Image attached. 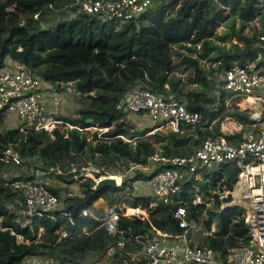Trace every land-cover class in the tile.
<instances>
[{
	"label": "trees",
	"instance_id": "16d2710c",
	"mask_svg": "<svg viewBox=\"0 0 264 264\" xmlns=\"http://www.w3.org/2000/svg\"><path fill=\"white\" fill-rule=\"evenodd\" d=\"M71 2L0 0V68L6 60L20 62L43 82L59 84L60 93L62 84L79 96L81 104L74 118H63L80 129L94 126L108 130L91 135L76 129L55 130L52 135L32 128L21 131L20 125L0 130V264H28L32 258L36 262L42 258L54 264H85L88 255L105 257L106 264H131V253H138L148 239L159 238L157 231L170 235L168 238L185 233L190 239L191 229L195 228L208 232L198 238L196 245L211 248L222 264H227V258L248 246L251 239L242 207L220 209L219 194L232 190L237 179L239 169L234 162L222 165L219 171L201 173L204 186L197 204L193 200L198 182L185 183L170 205L158 200L150 206L147 196L132 198L131 207L141 205L147 218L126 217L118 210V201L110 200L109 204L115 206L111 211L120 213L113 233L97 221L78 217L79 211L94 209L99 199L107 195L109 200L116 191L130 189L132 194L131 182L149 179L162 169L160 165L150 174L136 170L133 177H124L120 186L100 191H95V183L81 176L79 170L66 172L65 168L69 169V160L77 157L84 160L85 166L95 164L123 171L130 166L142 169L150 162L161 164L154 158L188 156L203 140L221 134L225 115L243 129L224 136L241 141L250 124L249 114L239 111L237 105L225 113L229 96L219 85L223 71L235 64L243 67L261 54L258 64L264 66V45L256 37L259 32L250 36L244 33L246 24L260 14L257 0H158L138 18L120 23L117 28L112 20L92 15L59 20L52 27L40 26L51 13L59 11L47 9L49 5L59 9ZM35 14L37 19L33 18ZM221 25L225 29L219 32ZM174 47L186 52L179 53L175 63L171 53ZM201 61L216 67L206 69ZM186 69L192 74L190 83L201 89H182L181 79L174 72ZM137 86L165 99L178 100L189 111L200 113L202 124L194 128L181 125L178 132L156 130L145 136L154 125L146 123L147 127L140 129L137 121L143 122V114L132 116L115 108ZM211 88L213 95L209 96L204 90ZM64 102L68 101L64 98ZM4 118L0 113V123ZM8 148L18 152L25 166L20 179H4L2 175L6 167H18L1 161ZM34 173H47L60 185L66 184L64 188L52 185L50 191L59 195L63 188V207L72 215L73 224L58 217L26 215V223L25 217L20 218L17 211L26 209L15 185L21 180L26 182ZM77 176L81 180L78 191L67 194ZM178 207L186 210L187 228L179 227L174 216Z\"/></svg>",
	"mask_w": 264,
	"mask_h": 264
},
{
	"label": "built area",
	"instance_id": "2783aa9c",
	"mask_svg": "<svg viewBox=\"0 0 264 264\" xmlns=\"http://www.w3.org/2000/svg\"><path fill=\"white\" fill-rule=\"evenodd\" d=\"M157 1L72 0L70 4L59 9L52 5L47 9H66L70 11L71 17L92 15L103 20H112L114 23H124L135 20ZM37 17L38 14H35L34 19ZM256 37L257 41L264 45V31H260ZM219 86L229 99L240 101L237 103L239 111L249 114V130L242 134V140H228L224 135L240 132L220 128L221 134L203 140L188 156L155 158L161 161L162 169L149 179L139 182L155 199L169 205L174 202V196H178L185 183L195 182L202 172L221 169L222 165L234 162L239 169L236 182L232 190L222 191L220 198L230 192L232 200L238 201L235 206L244 209V222L249 228L251 239L248 246L238 250L236 258H227V264H264V66L250 62L243 67H229L223 71ZM62 105L61 93L55 91L52 85L43 82L26 64L9 60L4 62L0 68V113L15 116L21 131L32 128L52 135L55 130L63 129L84 132L108 130V127L91 126L80 129L71 125L60 115ZM115 108L118 112L143 114V122L154 125L153 131L178 132L181 125L194 128L203 122L200 113L189 111L178 100L165 99L140 86L124 95ZM1 161L14 166L21 165L20 155L12 148L4 152ZM28 177L31 179L26 182L19 181L15 186L23 196L24 207L29 215L48 216L52 219L58 217L73 224L72 215L63 207L62 197L50 191L54 182L52 176L47 173H34ZM104 177L115 180L118 178L105 173L92 181L96 183ZM119 178V181H116L117 186L123 182L121 177ZM136 183H131V189H137ZM231 205L226 204V207ZM119 216L120 213L109 211L100 217L93 208H85L78 213V217L99 222L110 233L117 230ZM174 216L178 219L179 227H188L186 210L183 207H178ZM156 233L159 238L148 239L136 256H130L131 264H222L214 250L192 244L185 233L174 235L172 238L159 231ZM64 237L65 235H62L61 238ZM253 245L254 249L251 248ZM35 263L32 258L31 264Z\"/></svg>",
	"mask_w": 264,
	"mask_h": 264
},
{
	"label": "rangeland",
	"instance_id": "374dc122",
	"mask_svg": "<svg viewBox=\"0 0 264 264\" xmlns=\"http://www.w3.org/2000/svg\"><path fill=\"white\" fill-rule=\"evenodd\" d=\"M257 6L260 8V14L254 18L253 20L249 21L245 28H244V33L247 35H252L254 33V31L260 32V31H264V0H257ZM34 18V16H33ZM47 21L46 22H41L40 26L42 28H47V27H52L54 26L59 20H69L71 19V14L69 10H59L58 12H54V14L51 13L50 17H46ZM120 25V23H116L115 24V28H117ZM238 26V20H236V27ZM225 29L224 25H221L217 30L220 32L222 30ZM255 29V30H254ZM235 42V41H233ZM171 53L173 55V62L175 63L177 61V55L179 53H186L183 50L179 49L178 47H174L171 50ZM261 60V54L258 55L257 59L254 61L257 64L259 63V61ZM201 64L207 69L208 67H216V64L209 66L208 63H204L203 61H201ZM259 65V64H258ZM235 66H237L235 64ZM3 67V66H2ZM1 67V68H2ZM176 77H180L181 79V84H182V89L184 91H187L189 89H201L200 86L198 84H194V83H190V77H191V71L189 69L186 70H177L174 72ZM60 87L62 88L61 90V96L62 98L66 99L68 102H64V104L61 106L60 109V115L62 117H70V118H74V116H76V108L78 106H81L80 101H79V96L75 95L74 93H72L68 88H64V86L61 84ZM217 89V85L215 87ZM218 90V89H217ZM206 92L207 95H213V88L211 89H205L204 90ZM215 93V92H214ZM227 109L225 111V113H227L228 111H230L233 108V105H237V103H240L239 100H235V99H229L227 102ZM132 116H136V115H132ZM131 118V116H130ZM64 119V118H63ZM132 119V118H131ZM138 119V118H137ZM137 123L140 125V129L147 127V124L142 122V121H137ZM20 123L17 122V119L15 118V116L13 115H8L5 116L4 121L2 123H0V130H4L8 127H15L18 126ZM221 129H229V130H234V131H238V132H242L243 129V125L238 124L236 121H234V119L228 115H225L223 118V121L221 123L220 126ZM147 129V128H146ZM248 129V125H246V131L247 132ZM87 133H89L90 135L93 133L92 130L89 131H85ZM244 132V133H245ZM153 133H155V131H149L145 133V136L147 135H152ZM165 133V132H164ZM155 160V158H154ZM69 166L70 168L68 169V167L66 166L65 170L67 171H71V172H75L76 170L80 171V175L83 177H88V175L91 176V180H93L94 178L97 179L98 176H101L102 174L108 173L111 175H115L116 177H121L122 180H124V177H128L130 176L133 177L135 175V171L139 170L140 172L144 173V174H150L152 173L157 166H159L160 164L155 163V162H150L148 166L143 167L142 169L137 167V166H130V168H127L123 171L120 170H116L113 169L112 167H102V166H98L95 164H91L89 166H85L84 160L81 157H77L73 160H69ZM73 162V163H71ZM68 163V162H67ZM72 164V165H71ZM25 171V166L24 165H20L18 167H13V166H9L6 167L3 171H2V175L4 177V179H11L13 177H17L20 179L21 177V172ZM215 171H219V169H215ZM53 178V177H52ZM117 178V182L119 181V179ZM75 183L72 185L68 186V190L66 191L67 194H72L74 192H76V190L78 189V186L81 183L80 177H76L74 178ZM54 180V178H53ZM139 181H144V180H138L136 181V185H137V189L133 190L132 189V194H130L131 192H129L128 190L130 189H126V190H122L120 191H116L115 193H113L112 198H110L109 200L106 199L107 195L104 196L103 198L99 199L95 204H94V209L97 210L99 215H106L109 211L114 209V205H110L109 201L110 200H117V208L120 212H122V214L126 217H141V218H147L148 214L147 211L145 209H141V205H138L137 207L133 208L131 207V201L132 198L134 197H138V196H147L150 198V206H154L158 200L155 199L149 192V190L145 189L144 186H142L140 184ZM20 182H24V181H20ZM134 182V181H133ZM131 182V183H133ZM198 182V184L195 186V198H194V203H200V197H201V192H202V186L203 182L201 181V176L199 179L195 180V182H193V185H195ZM206 184L208 182H205ZM62 183L60 185L59 181H55L53 182V185H60V187H66V184ZM131 187V186H130ZM61 188V193L59 194L62 199H64V193L62 191ZM78 191V190H77ZM108 194H110L108 192ZM220 195V194H219ZM133 196V197H132ZM231 204V203H230ZM170 205V204H169ZM231 206H235V204H232ZM131 208L132 210L134 209V211H129ZM219 212V211H217ZM18 215L20 216V218L25 217L26 215L30 216L27 210H18L17 211ZM26 218V217H25ZM27 218L25 220V223L27 222ZM214 230V225L211 226V231ZM192 233L190 236V241L191 243L197 244L199 242V237L203 234H207L208 232H206V230H204L203 228H195V229H191ZM18 241L21 242L22 238L19 236L17 237ZM238 251V250H237ZM140 252V251H139ZM138 252V253H139ZM137 252L135 253H131V255H135L138 254ZM28 264H31V259L27 260ZM36 261V260H35ZM54 261H47L46 259H39L38 262H36L35 264H54ZM85 264H106L107 260L106 258H97L93 255H88L85 258Z\"/></svg>",
	"mask_w": 264,
	"mask_h": 264
},
{
	"label": "water",
	"instance_id": "95a60500",
	"mask_svg": "<svg viewBox=\"0 0 264 264\" xmlns=\"http://www.w3.org/2000/svg\"><path fill=\"white\" fill-rule=\"evenodd\" d=\"M52 88L55 91H57L59 88V84L56 83L52 85ZM86 122L90 123L91 119H88ZM88 178L91 179V176L88 175ZM115 187H117L116 180L111 177H104L102 179H99L94 185L95 191H100L104 188H115ZM231 201H232V194L230 192H227L225 196H222L220 198V209L221 210L224 209L226 207V204L231 203ZM251 248L254 249L255 246L253 245Z\"/></svg>",
	"mask_w": 264,
	"mask_h": 264
},
{
	"label": "bare ground",
	"instance_id": "6f19581e",
	"mask_svg": "<svg viewBox=\"0 0 264 264\" xmlns=\"http://www.w3.org/2000/svg\"><path fill=\"white\" fill-rule=\"evenodd\" d=\"M116 181H117V179H116ZM238 201L237 200H232L231 201V204H235V203H237ZM236 205V204H235ZM130 210L129 211H134V209L132 210L131 208H129Z\"/></svg>",
	"mask_w": 264,
	"mask_h": 264
},
{
	"label": "crops",
	"instance_id": "0c3cea01",
	"mask_svg": "<svg viewBox=\"0 0 264 264\" xmlns=\"http://www.w3.org/2000/svg\"><path fill=\"white\" fill-rule=\"evenodd\" d=\"M238 252L239 251H236L233 255H230V256H232V258H236V256L238 255Z\"/></svg>",
	"mask_w": 264,
	"mask_h": 264
}]
</instances>
